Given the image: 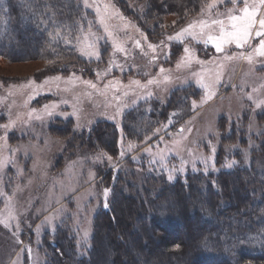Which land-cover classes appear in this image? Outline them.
Instances as JSON below:
<instances>
[{
	"label": "rangeland",
	"instance_id": "1",
	"mask_svg": "<svg viewBox=\"0 0 264 264\" xmlns=\"http://www.w3.org/2000/svg\"><path fill=\"white\" fill-rule=\"evenodd\" d=\"M81 2L84 6L87 2L85 8L95 21L77 42L80 59L92 62L89 73L72 69L60 76L40 75L45 63L39 59L7 61L0 56V219L7 223H0V264H44L46 244L59 229H70L89 246L93 221L105 208L104 189H109L108 205L117 179L127 193L142 194L150 184L149 176L161 177L152 170L165 164L181 175H194L229 170L239 163L256 184L258 195L264 190V105L257 106L264 101V56L254 53L261 39L255 31L260 30L264 5L247 0L258 9L249 44H226L217 52L211 43L191 36L182 41L168 37L189 24H195L193 31L199 34L201 21L210 25L212 20H226L228 9L238 15L245 0L236 5L231 0L205 1L186 21L175 23L168 16L171 26L160 33L153 31V37L144 30L146 22L138 24L127 17L114 0ZM209 3L215 4L211 11ZM218 31L216 27L211 34ZM89 32L94 49L88 51L99 55H81L86 48L83 37ZM185 47L192 50V62L178 67ZM249 54L251 61L246 59ZM201 80L209 85L207 89L198 83ZM190 87L197 94L187 101L190 108L186 112L197 110L187 118L178 122L180 112H171L168 123L157 128L154 135H159L151 142L154 135L141 142L121 137L126 112L148 102L165 103L172 92ZM45 105H55L49 108L54 117L47 115ZM100 121L114 123L120 132L117 154L110 155L96 145H68L74 134L89 133ZM10 122L12 127H2ZM69 122L72 136L52 133V126L62 129ZM100 132L103 137L104 131ZM232 161L236 163L228 167ZM108 172L111 177L105 179ZM131 182L142 183L133 186ZM126 207L117 214L120 224L112 234L108 227L101 231L102 264H121L123 260L131 264L130 254L137 257L138 249L131 247L122 227L142 228V221L136 218L140 207L136 203ZM8 209L14 219H8ZM179 231L182 236L188 230ZM117 233L125 244L116 241ZM141 233L143 240L147 236Z\"/></svg>",
	"mask_w": 264,
	"mask_h": 264
},
{
	"label": "trees",
	"instance_id": "2",
	"mask_svg": "<svg viewBox=\"0 0 264 264\" xmlns=\"http://www.w3.org/2000/svg\"><path fill=\"white\" fill-rule=\"evenodd\" d=\"M114 1L136 23L146 22V26L142 24L144 30L153 37V31L160 33L171 26L166 20L168 16L175 23L186 21L209 0ZM94 23L93 15L81 0H3L0 56L7 61L39 59L45 63L40 75L60 76L72 69L89 73L92 62L78 56L77 37L92 29ZM56 32L61 37L53 39ZM95 74L93 70L92 75ZM196 94L190 87L172 92L165 103L148 102L132 108L122 118L121 137L141 142L153 136L162 123L167 124L171 112H180L178 122L187 118L197 110L186 112L190 108L187 101ZM65 125L62 129L52 126V133L72 136L71 122ZM100 131H104L103 137ZM119 136L114 123L100 121L89 133L74 134L68 145L75 142L88 148L96 145L115 155L119 151ZM170 166L165 164L164 168L152 170L161 177L149 176L150 184L142 194L127 193L117 179L110 205L101 209L93 221L90 245L80 242L70 229H59L46 244L44 264H102L105 259L100 247L102 229L108 227L112 234L113 228L120 224L117 214L121 215V209L127 210L126 206L132 207L135 203L140 207L136 218L142 221V228L128 224L122 227L131 247L138 249L137 257L130 254L131 264H264V190L258 195L248 172L239 163L229 170H207L206 174L194 175H181ZM167 175L173 179L169 180ZM104 177L109 179L111 173ZM131 183L136 186L142 182ZM191 200L196 201L194 206ZM178 220L182 223H177ZM177 228L188 231L181 232V236ZM141 232L147 236L143 240ZM115 236L116 241L124 243L123 236L119 233ZM121 264L128 263L123 260Z\"/></svg>",
	"mask_w": 264,
	"mask_h": 264
},
{
	"label": "snow or ice",
	"instance_id": "3",
	"mask_svg": "<svg viewBox=\"0 0 264 264\" xmlns=\"http://www.w3.org/2000/svg\"><path fill=\"white\" fill-rule=\"evenodd\" d=\"M222 2V0H221ZM233 5H236L238 0H231ZM259 3L261 5H264V0H259ZM85 6L87 7V2H85ZM215 6L214 3H209L208 4V9L209 11L212 10V8ZM234 9H228L227 15H226V20L225 19H217V20H212L211 24H207L204 21H201L199 23L200 27V32L197 34L196 32L193 31V29L196 27L195 24H189L186 28L181 29L180 32L176 33L175 36H170L168 37L169 40H177V41H182L184 37L186 36H191L193 40H196L199 42V40H203L205 44L211 43L213 47L216 49L217 52H222L224 50V45L226 44H232L235 43L237 47H243L246 44H249L250 39L252 37V32L254 30V26L257 24V11L258 9L256 8L255 5L249 6L247 4V0H245V6L241 9H239V14H233ZM103 23V21H101ZM259 28L260 30L255 31V36L256 37H261L259 44L257 47L254 49V53L258 56H264V18H260L259 21ZM218 27L219 31L218 34H211L214 29ZM107 31V28H105ZM82 31V29H81ZM93 34L89 32L88 35L83 37V40L86 42V48L81 50V55H88L92 56L93 54L99 55L98 52L95 51H88V49H94V44L91 41L90 37ZM110 35V33H109ZM61 37L60 32H56L52 38L56 39ZM77 40H80V37H77ZM149 47H154L152 45H149ZM193 59V53L192 50L188 47L184 48V55L181 57V62L178 63V67L183 65L190 64ZM226 59H231L230 57H226ZM246 59L251 61L252 55L249 54ZM199 62V61H197ZM202 63V62H201ZM163 72V69H161ZM194 76H198L199 74H193ZM165 81L168 80V77L165 76ZM155 81H149L148 83H154ZM138 83V82H136ZM200 85L204 88H208L209 85L204 84L203 81H198ZM92 87H95V85H91ZM251 99V97H249ZM264 105V101H260L259 104L257 105L258 107ZM193 106H196V102L193 101ZM49 108H55V105H45L44 106V111L47 113V115L52 118L55 116L54 111H49ZM39 118V117H37ZM13 124L10 122L8 125H3L2 127L4 128H9L12 127ZM129 147H132L131 145ZM15 151V150H13ZM123 155V153H121ZM109 160H111V157H108ZM11 162V161H9ZM235 161L230 162L227 166L231 167L233 164H235ZM169 180L173 179L171 175L168 177ZM3 193H0L2 195ZM103 195L105 197V204L104 207L108 208V203H107V197L109 195V189L105 188ZM14 215L11 211V209H8V219H14ZM0 223H5V226H7L6 220L0 219Z\"/></svg>",
	"mask_w": 264,
	"mask_h": 264
}]
</instances>
